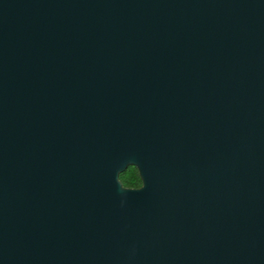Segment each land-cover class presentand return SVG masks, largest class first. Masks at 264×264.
Segmentation results:
<instances>
[{
	"label": "water",
	"instance_id": "95a60500",
	"mask_svg": "<svg viewBox=\"0 0 264 264\" xmlns=\"http://www.w3.org/2000/svg\"><path fill=\"white\" fill-rule=\"evenodd\" d=\"M0 264H264V0H0Z\"/></svg>",
	"mask_w": 264,
	"mask_h": 264
},
{
	"label": "trees",
	"instance_id": "16d2710c",
	"mask_svg": "<svg viewBox=\"0 0 264 264\" xmlns=\"http://www.w3.org/2000/svg\"><path fill=\"white\" fill-rule=\"evenodd\" d=\"M120 180L125 187L139 188L142 186V179L136 167L130 166L120 174Z\"/></svg>",
	"mask_w": 264,
	"mask_h": 264
}]
</instances>
